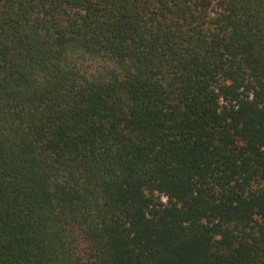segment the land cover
Returning <instances> with one entry per match:
<instances>
[{
  "label": "trees",
  "instance_id": "1",
  "mask_svg": "<svg viewBox=\"0 0 264 264\" xmlns=\"http://www.w3.org/2000/svg\"><path fill=\"white\" fill-rule=\"evenodd\" d=\"M0 264H264V0H0Z\"/></svg>",
  "mask_w": 264,
  "mask_h": 264
}]
</instances>
